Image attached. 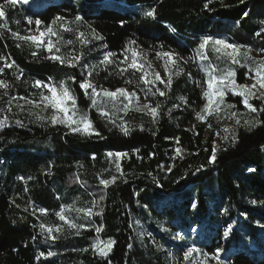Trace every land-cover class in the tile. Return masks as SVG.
Segmentation results:
<instances>
[{
	"label": "trees",
	"instance_id": "obj_1",
	"mask_svg": "<svg viewBox=\"0 0 264 264\" xmlns=\"http://www.w3.org/2000/svg\"><path fill=\"white\" fill-rule=\"evenodd\" d=\"M0 4L9 16L16 10L47 25L59 15H80L102 35L107 49L115 55L135 41L133 45L141 49H163L187 58L194 50L189 39L198 43L204 35L227 36L246 47H264V32L256 35L264 28L260 23L264 21V0H245L243 4L240 0H34L15 9L7 0H0ZM147 8L156 9V19L143 15L142 9ZM7 42L15 51V46ZM4 51L5 43L0 37V53ZM13 53L24 69L42 78L53 73L63 75L56 61H27V55L18 50ZM185 71L196 80L186 83L178 78L170 95L167 93L173 96L175 90L185 101L174 106L169 115L167 110L177 101H162L155 122L150 116L131 112L128 118L133 127L128 135L91 107L78 83L71 80L70 90L80 108L88 110L100 136L32 120L24 121L20 127L0 129V264H72L73 260H80L79 264H166L167 251L162 247L177 232L191 237L189 230L195 224L198 231L204 232L202 238L198 234V244L205 250L213 252L218 248L233 264H264V169L260 157L264 125L252 131L238 126L237 142L233 144L230 137L218 148L216 161L210 163L219 126L210 118H196V111L204 103V73L195 67ZM236 78L245 82L243 68L237 69ZM98 82L110 88L121 84L111 78ZM226 100L244 109L240 97L228 96ZM252 101L255 107H264L260 100ZM254 118L264 120V114L254 113ZM177 148L181 149L180 156L176 155ZM108 152L128 155L117 160L115 156L108 157ZM117 163L122 175L116 169ZM169 167L171 171L166 170ZM248 168L255 172L250 173ZM19 175L34 176L32 198L44 208L60 207L57 191L62 187L69 192L79 189L92 207L91 228L78 239L65 243L61 240L51 259L38 255L37 217L30 212L20 214L23 200L14 190L15 185L22 188V182L16 180ZM113 176L116 181L107 187L99 183L101 178L111 180ZM247 198L255 203H247ZM223 208V214L233 217L238 211L247 217L238 220L237 228L242 233L227 239L221 236L211 213ZM138 216L148 222L149 232L158 237V244L147 235L137 234ZM97 227L101 229L99 233ZM89 237L115 241L107 258L92 253L91 247L87 251L69 249L81 241L90 243Z\"/></svg>",
	"mask_w": 264,
	"mask_h": 264
},
{
	"label": "rangeland",
	"instance_id": "obj_2",
	"mask_svg": "<svg viewBox=\"0 0 264 264\" xmlns=\"http://www.w3.org/2000/svg\"><path fill=\"white\" fill-rule=\"evenodd\" d=\"M33 1L34 0H28L27 3H24L23 0H17V3L15 5H11L10 7L11 9H15V7L17 6L21 7L22 5L32 3ZM147 10H150V9L147 8ZM144 11L145 9H142L141 12H144ZM59 16L66 17L68 20H72L74 17V16H64V15H59ZM35 20L37 19H34L30 15L19 14L18 12H16V10L12 12L11 16H9L6 11L7 27L6 28L0 27V37L5 43V51L0 53V56L7 58L8 63L14 62L15 64L13 68H10V69L6 68L4 73L0 74V80L5 81L9 85L7 89L0 88V120H4V118L7 117L8 119L6 121V126L15 125V126L20 127V126L25 125L24 121H27V120H32L34 122H38L42 124H45V123L52 124L47 119V117H50L51 115L54 114L51 108L41 111V108L43 107V105H41V107H35L34 105H30L26 103L25 100L18 99L19 97H28V99L30 100H36L37 102H39L41 92H43L45 95L48 94L47 89L43 87L37 88L34 86V82L36 80H41V81H44L45 83L55 84L57 86L63 83L65 86L70 87L69 77L76 75L75 77L78 79V81L83 80L84 78H87L88 80H90L94 85L98 86V89H97L98 91H100L101 89L115 91L117 88H121V87L126 88L130 92L133 89H136L137 94L140 97V101L139 103H137L136 99L133 98V102L130 105L127 114L119 110L123 108L124 103H127V101L124 100L123 97H118L115 101H113L109 97H104L102 92H101V95L97 97L98 106L103 108L109 114L114 113V115H111V118L116 121V124L126 123V126L128 128L133 127L131 125L130 118H128L131 112L142 113L147 116H150L149 114H147L146 111L137 110V108H139L145 102H152L154 106L156 102H159L161 104L162 101H177L171 105L169 110H167V115H169L170 110L173 109L174 105H179L185 101V99L184 100L180 99L182 96L179 93H177V91L175 90L173 91V94H174L173 96H167V95L159 96V94H157L156 96L149 97L148 100L146 101L145 95H144L145 86L141 82H139V77L142 75V73L137 72L135 70H129L126 73L120 74V68L126 66V64H120V61L124 59V56L126 54L129 56L131 55L130 53H125V50L121 51L118 55H115V57H113V59L115 60V63L109 64V65L99 64V61L103 59L104 54L107 52H111V51L108 50L107 47L106 48L103 47V45H105L104 40L94 39V37L92 36V31L93 30L95 31V29L93 26L87 23L85 19L79 25L72 24L70 26L73 28L78 27L79 31L84 32L85 37L89 39L91 43L85 45V44H82L76 41V35H78V33H75V34L62 33L64 39L61 40L58 45V47H60L61 49L60 53H55V49H53V53H49L44 48H36L30 42L26 43L12 35L13 32L19 33L20 36L33 34L35 33V30L37 27H39L40 30H43L47 26H52L54 30L60 31L59 29L60 22H57L56 25H52V22L48 25L41 22V24L37 26L35 24ZM4 23H5V20L0 19V25ZM95 34L98 36H102L97 31H95ZM207 37H212L213 40L223 39V40H227L229 43L237 44L234 41H232L230 38H228L227 36L224 38V36L204 35V36L199 37L198 43L192 42L189 39L188 42L193 46L194 50L191 51V53L189 54L187 58L180 56L181 59L179 61V66L181 69V74L179 76H176L175 75L176 66L174 65L169 66L170 71L173 74L172 75L173 83L178 78H181L182 81H185L186 83H192L193 81H195L196 79L194 78V76L191 73H188L185 71L188 68L192 69L195 67L204 73V79H205L204 84L205 85H204L203 91H205L207 89V84H206L207 75L203 69L206 68L208 65H212L219 69H226L227 67L231 66L235 69L236 73H237L238 68H243L245 71V77H246L245 82L252 83V80L250 79V77L254 76V71H249V69L254 68V65H252L251 61L248 62V65L246 67H240L238 65H230V62L227 61L226 57H222V59L218 60L217 57L222 56V54L215 52L214 45L212 44L211 41L205 48L203 49L200 48L201 43ZM51 39L55 42L57 40V37L54 36V37H51ZM68 39H72L74 43L72 45L65 44V41ZM7 40L12 45L15 46L16 50L13 52L16 53V51L18 50L21 52L22 55H25V56L27 55L26 56L27 61H31L30 59L54 61L49 58L53 54L62 55V56H65L67 54H76V55L83 54V55H82L80 63L77 64L75 68L69 67L67 64H61L58 61H56L58 63L57 67H61L62 70H64V72H62L63 75L60 76V73H53V75H50L48 77L45 76V78H42L36 73L27 71L20 65L17 59V56L14 55V53L11 51L10 44L7 42ZM46 42H47V38L45 39V43ZM17 45H19V47ZM256 46H251V47L245 46L244 48L241 49V51L251 49L250 55L253 58H255L257 63H259L261 59H264V52L260 51L262 46H260L259 44H257ZM127 48H134L137 51L142 52L141 62L145 63L146 71H149L150 73L160 72L163 78L167 77L168 73L164 71V60L156 57L155 55L157 51H167V50L141 49L139 47H136V45H133V44L128 45ZM26 50H28L27 54H25ZM33 52H36L37 55L33 56L32 55ZM198 52L206 55L207 60H201L200 56L197 55ZM4 63L5 61L0 60V67H3ZM148 63H151L152 65L151 69L148 68L147 66ZM242 63H243V60H242ZM84 65H88L89 67L86 68L84 67ZM92 65H99V66L93 71L92 76H88V71ZM72 73H74L75 75H72ZM81 73H83V76L81 75ZM214 74L219 75L220 73L217 72ZM109 78L120 81L121 84L119 86H116L115 88H110V87H106L102 82H98V79H103V81H106ZM128 81H131V83H128ZM237 83H241V82L237 80ZM155 87L164 89V85L160 84L159 82H156ZM165 91L169 93L170 95V92L172 91V86L170 90L165 89ZM82 92L84 95L83 90ZM89 92H91V89H89ZM84 96L87 98L88 101H90L88 96L86 95ZM228 96L235 97L231 93H227L225 95L224 103L221 105L222 111L219 115V118H217L215 114L206 117V119L207 118L212 119L219 126L218 134L215 140V146H218V148L226 144L227 140L223 139V137L228 136L230 138L233 135L232 131H229V132L224 131L225 127H228L231 129L234 126V120L228 119L229 112L235 111L239 114V118L241 119V125L243 124L244 119L254 118V113L250 112L243 105V103L242 105L244 109H240L235 105V102H233L232 100H226V97ZM13 97L17 99H13ZM253 99L255 98L250 99V103L252 104H253V101H252ZM10 100H11V104L8 103V101ZM204 103H206L205 97H204ZM17 104L23 105V110L20 107H17ZM228 105H234V107L229 109L227 107ZM77 106L79 109H81L80 106L78 105V99H77ZM202 106H200V108L196 111V113L201 111ZM9 108L11 109L10 112L14 114L13 117H12V114L8 113ZM95 109L97 110V108ZM81 110H84V109H81ZM84 111L88 113V110H84ZM19 114H21L22 117L18 116ZM39 116H44L46 119L40 120L38 119ZM23 117H25L24 118L25 120L23 119ZM18 121L19 123H17ZM237 127L238 126H235V129ZM260 157H261V165H262V170H263L264 169V149L262 150ZM33 179H34V176H29L27 178L20 176V175L17 176L16 180L18 182L19 181L22 182V188L20 189L17 187V185H15L14 190L16 189L15 192L23 200V203H21L19 206L21 216H24L23 213L30 212L33 215H35L38 219V228H39L40 237H38L37 240L35 241V245L37 246L36 248H38L39 257L51 259L55 257V254L57 253L56 246L59 245V242L61 240H63V243H65V240L68 241L72 238L78 239L84 235L85 229L91 228V226L89 225L91 216H86L85 212L78 211V209H87L91 206L89 204V200L87 196H84L83 194L78 192L79 189H72V190L70 189L71 192H69L66 187L65 188L62 187L59 191H57L58 193L57 197H59V201L61 202L60 207L56 210H50V209L44 208L43 206L37 204L32 198L31 183ZM246 202L250 203V202H254V200L252 198H247ZM67 205H72L73 208L71 210H67L64 214L68 216L69 219L75 221L77 224L83 223L85 225L84 228L79 229L80 235H76L75 234L77 231L76 229L70 228L68 225L60 221L59 218L55 215V213L59 211L62 206H67ZM41 208L46 209L47 213L42 214L39 211V209ZM210 209L212 210V208ZM224 211L225 209L223 208L220 212L213 211L211 213V219L212 217L214 218L216 222L215 224L218 225L219 233L221 234V236L227 239L231 235L242 233L237 228L239 225L238 220L241 218H245L246 216L238 211L236 212L234 211V216L232 217V216H229L228 213L223 214ZM41 223H45L46 225H49V226L60 225L62 227V231L58 233L57 232L53 233V235L57 236L58 238L56 240L46 239L45 238L46 234L43 233L39 227ZM135 225L138 227L137 234L141 236L147 235L156 244H158V241H157L158 237L153 235L151 231L149 232L148 222L143 217L138 216V218L135 220ZM197 225L198 224H195L190 228L189 232L191 234V237H187L185 236V234L181 232H177L175 235L172 236V241L162 247V249L167 251V254L165 255V258H164V260L166 261V264H201V261L205 259V255L209 258L208 264H218L217 260L211 259V257L214 254H218L220 261H223L224 264H233L226 259L225 253L221 251L220 249L216 248L213 252H209L198 244V240L200 239L198 237V234L201 232L198 231L199 226ZM228 225H231L233 230L227 237H225L224 232L226 231ZM255 225L257 224L255 223ZM203 235H204V232L201 233V238L203 237ZM96 238L97 237H89L90 243L86 244L83 241H81L80 245L78 246L72 245L69 247V249L71 251H83V249L89 248L90 245L96 240ZM220 239L221 237L216 238V242H219ZM100 240L107 241V239L106 240L100 239ZM190 247H194L198 249L199 251L196 253H193L192 256L188 260H184L183 258L184 252ZM250 247L251 249H255V246L251 243H250ZM41 252L44 253L43 256H40ZM48 252H52L54 253V255L49 256ZM92 253L98 255V253L94 249H92ZM71 263L79 264L80 260H78L77 262L73 260L71 261Z\"/></svg>",
	"mask_w": 264,
	"mask_h": 264
},
{
	"label": "snow or ice",
	"instance_id": "obj_3",
	"mask_svg": "<svg viewBox=\"0 0 264 264\" xmlns=\"http://www.w3.org/2000/svg\"><path fill=\"white\" fill-rule=\"evenodd\" d=\"M24 3H27L28 0H23ZM211 0H209V3ZM245 0H240V3H244ZM7 3L10 5H15L17 3V0H7ZM208 7V4H205V8ZM143 15L147 18L156 19V9L151 8L150 10H145ZM245 17L248 16V13H243ZM0 19H4L5 23L0 25V27H7V21H6V11L5 6L3 4H0ZM84 18L80 15H75L72 20H68L66 17L63 16H57L53 21L52 25H56L57 22L59 23V29L60 31L54 30L52 26H47L43 30H40L39 27L36 28L35 33L20 36L19 33L13 32L12 35L14 37H17L18 39L24 41V42H30L32 45H34L36 48H44L47 52L53 53V49H55V53H60L61 49L58 47L61 40L64 39L62 33H78L76 35V41L82 43V44H89L91 41L85 37L84 32H80L79 28H73L70 25L76 24L79 25ZM31 23V21H30ZM261 24H264V21L260 22ZM35 24L39 26L41 24V20L37 19L35 20ZM172 31H175V29H171ZM261 32H264V28L260 29V32H257L256 35H260ZM38 33V34H36ZM57 37V40L54 42L51 37ZM92 36L94 39L97 40H103L104 38L102 36H98L95 34V31H92ZM47 38V42L45 43V39ZM212 42L214 45V50L217 53H221L222 56H218L217 59L220 60L222 57H226L227 61L230 62V65H238L240 67H246L248 65V62L251 61L252 65H254V68H250L249 71H254V76H251L250 79L252 80V83L244 82V83H237V73L235 69L231 66L227 67L226 69H219L217 67H214L212 65H208L203 70L206 72L207 75V89L203 91V97L206 98V103L203 104L201 111L196 113V118L198 120H205L207 116H211L215 114L217 118H219V115L222 111L221 105L224 103V98L227 93H231L234 96L242 98L241 102L243 105L252 113H261L264 114V107L257 108L252 103H250V99L255 98L257 100H260L262 103H264V59H261L259 63L250 55L251 49H247L245 51H241L242 48L245 46L238 45L234 43H229L227 40L223 39H215L213 40L212 37H207L203 40V42L200 45V48H205L209 42ZM74 41L72 39H68L65 41V44L72 45ZM130 43L135 44V41H131ZM19 47V45H17ZM103 47H107V45H103ZM230 50V51H229ZM261 52H264V47L260 49ZM125 53H130L131 55H125L124 59L120 61V64H126L125 67L120 68V74L126 73L129 70H135L137 72H141L142 75L139 77V82H141L144 87V95L145 100L147 101L149 97L156 96L159 94V96H166L167 92L166 90H170L173 79H172V72L170 71L169 66L174 65L176 66V72L175 75L179 76L181 74V69L179 66L180 56L178 53H174L171 51H157L155 53L156 57L164 60V71L168 73L166 78H163L160 74V72H154L150 73L149 71L145 70V63L141 62L142 58V52L137 51L134 48H127L125 49ZM33 56H36L37 53L33 52ZM83 54L76 55V54H67L65 56L62 55H56L53 54L49 58L58 61L61 64H67L69 67L75 68L77 64L80 63L81 58ZM197 55L200 56L201 60H207V56L203 53L198 52ZM115 57V53L107 52L104 54L103 59L99 61V64L103 65H109L115 63V60L113 59ZM0 60L5 61L4 66L0 67V74L4 73L5 69L13 68L15 66L14 62L8 63L7 58L0 56ZM243 60V63H242ZM99 65H92L91 68L88 71V76L93 75V71L98 67ZM148 68L151 69L152 65L151 63H148ZM84 67L88 68V65H84ZM219 72L220 74H214ZM22 74V73H21ZM83 76V73H81ZM190 75V74H189ZM69 80L78 83L79 88L84 91V95L88 96V98L91 101V106L94 108H97V110L100 112L101 116L107 117L109 119V122L116 127L120 128V130L123 132L124 135H128L130 132V129L126 126V123L122 124H116V121L111 118V115L108 112H106L103 108L98 106V100L97 97L101 95V92L104 97H109L113 101H115L118 97H123L124 100L127 101V103L123 104V108L119 109L120 111L125 112L127 114L130 105L133 102V98L136 99V102L139 103L140 97L137 94L136 89H133L131 92L128 91L126 88H117L115 91H109L106 89H101L98 91V86L94 85L90 80L87 78H84L83 80H77L75 76H70ZM156 82H159L160 84L164 85V89H161L159 87H155ZM128 83H131V81H128ZM197 84L199 85L200 82L197 81ZM34 86L37 88L43 87L47 89L48 94L45 95L43 92L40 93L39 102L36 100H30L28 97H19L20 100H25L26 103L30 105H34L35 107H43L41 108V111L47 110L48 108H51L54 112L53 115L50 117H47V119L53 124H61L68 128H70L74 133H81L84 135H96L100 136L101 134L94 128L93 121L89 118V115L86 111L81 110L77 106V97L73 94V92L70 90V87L65 86L63 83H61L59 86L55 84H49L45 83L41 80H36L34 82ZM202 86V85H201ZM9 85L3 81L0 80V88L7 89ZM89 89H91V92H89ZM13 99H17L13 97ZM181 100H184V97L180 98ZM9 104H11V100L8 101ZM175 107H179L178 105H174ZM17 107H20L23 110V105L17 104ZM229 109L234 107V105H228ZM161 104L159 102H156L153 106L152 102H145L143 103L139 108H137L138 111H146L147 114H149L153 122L156 121V118L160 114ZM11 109L9 108V111ZM171 111V110H170ZM7 117L4 118V120H0V129H3L6 126ZM38 119L45 120L46 118L44 116H39ZM228 119L234 120V126L233 128L225 127L224 131L229 132L232 131L233 135L231 136V142L235 144L238 140V137L235 135V126H242L246 128L248 131H252L254 128L264 125V120L260 119H244L243 124L241 125V119L239 118V114L235 111H231L228 114ZM19 123V121L17 122ZM211 126V125H209ZM141 130H143L141 128ZM223 139L228 140L229 137L225 136ZM138 151V150H137ZM218 151V146H213L212 148V155L209 158L210 163H214L216 161V153ZM176 155H181V149L177 148L175 150ZM127 153L122 152H108V157L115 156L117 160H119L121 157L127 156ZM165 166L161 165V168L163 169ZM117 171H121L120 164H116ZM166 170L171 171V168H167ZM199 171V169H197ZM248 171L250 173H254V168H248ZM121 171V175H122ZM117 177L113 176L111 180L103 179L101 178L99 180V183L105 187H107L110 183H114L116 181ZM255 203V202H253ZM95 204H93V207ZM192 207H196L195 204L192 205ZM73 208L72 205L62 206L59 211L55 213V215L59 218L60 221H62L64 224L68 225L70 228L76 229V235H80L79 229L84 228L85 225L83 223L77 224L75 221L71 220L66 216L64 213L67 210H71ZM39 211L42 214H46V209H39ZM78 211L85 212L86 216L93 215L92 207H89L87 209H78ZM41 231L46 234V239L56 240L58 237L53 235L54 232H61L62 227L60 225L56 226H49L45 223H41L39 225ZM96 232H100L101 229L97 227ZM232 226L228 225L226 231L224 232V236L227 237L232 232ZM115 244V241L112 239H109L107 241H102L98 237L96 240L90 245L92 249H94L98 255L102 258H107L109 253L112 251L113 245ZM88 249H83V251H87ZM199 250L190 247L184 252V260H188L193 253L198 252ZM44 253L41 252L40 256H43ZM49 256L54 255L52 252H48ZM208 257L205 255V259L201 261V264H208ZM211 259L217 260L218 264H224L223 261H220L219 255L214 254Z\"/></svg>",
	"mask_w": 264,
	"mask_h": 264
}]
</instances>
